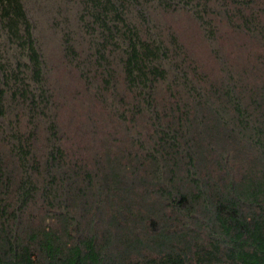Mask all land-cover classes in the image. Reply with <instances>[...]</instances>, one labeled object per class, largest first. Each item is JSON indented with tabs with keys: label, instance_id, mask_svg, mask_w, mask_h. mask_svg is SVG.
I'll use <instances>...</instances> for the list:
<instances>
[{
	"label": "trees",
	"instance_id": "1",
	"mask_svg": "<svg viewBox=\"0 0 264 264\" xmlns=\"http://www.w3.org/2000/svg\"><path fill=\"white\" fill-rule=\"evenodd\" d=\"M0 264H264V0H0Z\"/></svg>",
	"mask_w": 264,
	"mask_h": 264
},
{
	"label": "rangeland",
	"instance_id": "2",
	"mask_svg": "<svg viewBox=\"0 0 264 264\" xmlns=\"http://www.w3.org/2000/svg\"><path fill=\"white\" fill-rule=\"evenodd\" d=\"M216 5H213L216 8ZM38 9L35 19L37 22L38 35L41 41L45 44V47L50 51L54 57H58V49L53 48L52 40L54 39V34L50 29L49 19L47 13ZM42 10V11H41ZM158 22L162 24V27L172 28L173 31L178 35L180 40H184L183 44L188 49L189 54L196 61L208 62L213 64L212 50L219 49L221 52H234L238 49L240 42L230 36H225L223 39L219 40L216 45H210L204 39V33L199 29L197 21L193 14L189 10H178L173 13H164L159 16ZM226 23L214 22L216 27L224 26ZM53 36V37H52ZM240 39V38H239ZM51 46V47H50ZM256 48V47H255ZM52 56V55H51ZM58 64V63H57ZM56 65V64H55ZM64 69L61 65L55 66L52 72V77H56L60 70ZM58 73V74H57ZM74 84H72V87ZM92 105V104H91ZM92 108L93 105H92ZM86 138V137H85Z\"/></svg>",
	"mask_w": 264,
	"mask_h": 264
}]
</instances>
